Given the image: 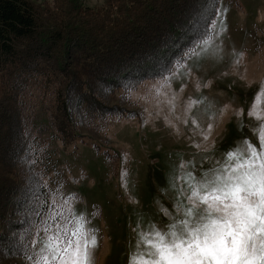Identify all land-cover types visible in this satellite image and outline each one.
<instances>
[{"label": "trees", "instance_id": "trees-1", "mask_svg": "<svg viewBox=\"0 0 264 264\" xmlns=\"http://www.w3.org/2000/svg\"><path fill=\"white\" fill-rule=\"evenodd\" d=\"M219 1L0 0V264H27L36 210L67 200L57 144L137 115L131 93L183 63Z\"/></svg>", "mask_w": 264, "mask_h": 264}, {"label": "rangeland", "instance_id": "rangeland-1", "mask_svg": "<svg viewBox=\"0 0 264 264\" xmlns=\"http://www.w3.org/2000/svg\"><path fill=\"white\" fill-rule=\"evenodd\" d=\"M214 23L209 45L131 93L137 115L110 121L96 139L57 144L69 206L98 237L95 264H129L138 232L176 215L181 175L252 138L264 115V102L253 114L264 86V0H220Z\"/></svg>", "mask_w": 264, "mask_h": 264}, {"label": "snow or ice", "instance_id": "snow-or-ice-1", "mask_svg": "<svg viewBox=\"0 0 264 264\" xmlns=\"http://www.w3.org/2000/svg\"><path fill=\"white\" fill-rule=\"evenodd\" d=\"M215 32L211 19L200 47ZM258 91L253 114L264 102V86ZM255 118L252 138L181 175L176 215L163 228L148 224L138 232L129 264H264V115ZM69 203L53 194L36 210L33 238L22 245L27 264H95L96 231Z\"/></svg>", "mask_w": 264, "mask_h": 264}]
</instances>
